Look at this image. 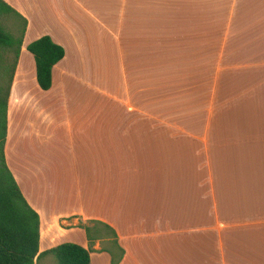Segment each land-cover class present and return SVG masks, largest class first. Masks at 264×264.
Segmentation results:
<instances>
[{
	"label": "crops",
	"instance_id": "obj_1",
	"mask_svg": "<svg viewBox=\"0 0 264 264\" xmlns=\"http://www.w3.org/2000/svg\"><path fill=\"white\" fill-rule=\"evenodd\" d=\"M4 1L28 21L5 153L40 215V252L75 243L90 250L92 264H113L111 251L117 264H264V58L241 63L238 92L204 124L174 122L179 80L193 90L200 82L190 70L206 69L190 62L191 49L175 50L180 34L191 37L178 29H204L202 3L223 0H150L143 26L126 5L142 0ZM230 2L233 20L223 29L264 31V0ZM111 3L122 4L116 20ZM140 27L144 63L130 42ZM213 28L221 25L210 20ZM45 35L66 52L50 90L39 85L28 50ZM100 61L111 65V92L95 84ZM157 91L164 94L151 102L148 93Z\"/></svg>",
	"mask_w": 264,
	"mask_h": 264
},
{
	"label": "rangeland",
	"instance_id": "obj_2",
	"mask_svg": "<svg viewBox=\"0 0 264 264\" xmlns=\"http://www.w3.org/2000/svg\"><path fill=\"white\" fill-rule=\"evenodd\" d=\"M150 0H142L141 2H132L126 3L128 11L131 10L133 14H137L138 12V25L144 24V15H147L148 10L152 11V2H148ZM155 1V0H151ZM197 1V0H190ZM204 1V0H200ZM206 3V5H205ZM202 3V14L201 17L205 19L204 21V29H197V24L192 25V29H178L179 31H187V33H191L190 38L184 37L182 34L179 35V39L175 41L178 47H175V50L185 52V49L189 48L193 52V56H191L190 62L195 64L198 62L197 66H206V69H198L193 67L190 71L193 75V82L199 84L197 88H193V90H186L185 87L182 86L181 80H179V85L176 88V91L179 89V101L173 100V113H174V122L175 123H191L200 126L204 124L206 119H209L211 110L214 112L221 107V103L223 101L229 100L226 99L228 96H233L234 93L238 92V87L243 75L237 72V68L241 67L242 64H248L247 67H252L255 64H258L261 58H264V34L262 29H223L225 25L227 26L229 21H232V10L233 5L230 0H223L221 2H205ZM164 6V15L171 17V9L170 5L166 2H161ZM121 3H115L112 6L111 3V15L114 14V19L116 20L118 13L120 12L119 7L121 8ZM190 9L195 10L194 6H190ZM114 10V11H113ZM194 15H192V19L187 20L186 22L192 24ZM191 20V21H190ZM210 20L213 25L218 24L221 25V29H207L209 26ZM227 22V24H226ZM6 26L11 29L12 26L16 27L18 21L14 18H7L4 21ZM145 30L140 27V29H132L133 34L130 37V42L132 44V48H138L137 51L133 52L138 56V59L143 63L145 62ZM137 33L135 34V32ZM227 46L226 53H223L224 46ZM244 49H241L244 47ZM159 49V48H158ZM207 50L205 54H203V50ZM251 53V56L249 55ZM208 56V58H206ZM223 56V58L221 57ZM221 58V59H220ZM204 59V61H203ZM224 62V72L225 74L221 75V60ZM238 60V61H237ZM103 64H105L103 66ZM99 76L98 80L95 84L98 83L101 88H105V90H110L111 92V84H108V77L111 79V65L108 67L106 62L100 61L99 63ZM228 70V73H227ZM247 70H241L240 72H246ZM248 71L247 73H249ZM188 74V73H187ZM238 75V76H237ZM223 76V77H220ZM95 76L92 75V78ZM182 78V75L180 74ZM220 77V79H219ZM208 82L204 84V81ZM211 80L212 84L209 83ZM102 82V83H101ZM239 82V83H238ZM102 90V89H101ZM164 92H150L148 93L149 99L160 100V96L163 95ZM210 97V101H208V97ZM216 97H219L217 99ZM216 100H215V99ZM164 108L171 109V102H168V97L164 96ZM208 101V106L205 104ZM205 103V104H204ZM167 107V108H166ZM164 119H171V110L166 111ZM220 118V117H219ZM235 118V117H231ZM159 119L163 120V117H157V121ZM214 120V116H212ZM217 120V119H216ZM149 122H155V116L149 115ZM214 123V122H213ZM111 248L113 245L111 244ZM117 253V252H116ZM45 264H58L56 259L51 256L46 259ZM44 260L38 262V264H44Z\"/></svg>",
	"mask_w": 264,
	"mask_h": 264
},
{
	"label": "trees",
	"instance_id": "obj_3",
	"mask_svg": "<svg viewBox=\"0 0 264 264\" xmlns=\"http://www.w3.org/2000/svg\"><path fill=\"white\" fill-rule=\"evenodd\" d=\"M7 18L18 21L15 28L6 26L4 21ZM27 26L25 17L0 0V264H37L48 255L53 256L58 264H92L90 250L75 243H64L40 252V215L28 203L7 165L9 98ZM28 50L36 61L39 85L43 90H50L53 69L65 57V48L45 35L30 43ZM86 230L90 234V227ZM111 232L117 236L113 229ZM111 253L113 264H117L116 254Z\"/></svg>",
	"mask_w": 264,
	"mask_h": 264
}]
</instances>
